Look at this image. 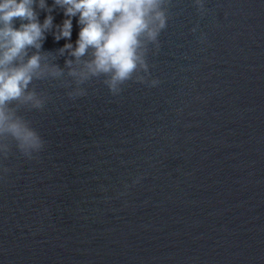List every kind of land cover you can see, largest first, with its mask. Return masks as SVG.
Returning a JSON list of instances; mask_svg holds the SVG:
<instances>
[{
	"label": "water",
	"instance_id": "95a60500",
	"mask_svg": "<svg viewBox=\"0 0 264 264\" xmlns=\"http://www.w3.org/2000/svg\"><path fill=\"white\" fill-rule=\"evenodd\" d=\"M203 3L172 0L155 87L34 81L45 107L21 114L45 147L3 162L0 264H264V0ZM77 20L45 34L49 63Z\"/></svg>",
	"mask_w": 264,
	"mask_h": 264
},
{
	"label": "clouds",
	"instance_id": "9594fccd",
	"mask_svg": "<svg viewBox=\"0 0 264 264\" xmlns=\"http://www.w3.org/2000/svg\"><path fill=\"white\" fill-rule=\"evenodd\" d=\"M194 5L203 14V0H194ZM171 6L172 0H53L52 7L46 0H0V180L11 171L3 162L13 150L28 160L44 150V140L21 114L22 109L45 107L46 97L36 91L34 81L58 80L72 89L70 99L87 95L83 86L92 80H102L114 96L129 81L151 87L160 83L148 80L147 57L150 46L153 55L159 52ZM56 8L66 17L61 25L53 24ZM37 9L48 13L43 23ZM74 17L78 39L58 50L59 56L70 57L64 65L69 79L63 80L64 68L49 63L41 49L53 28L56 41L70 40ZM30 49L35 50L31 55Z\"/></svg>",
	"mask_w": 264,
	"mask_h": 264
}]
</instances>
